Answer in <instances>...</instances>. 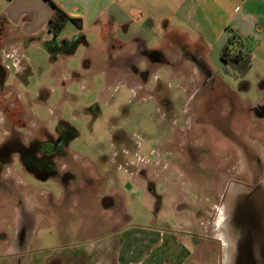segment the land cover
Wrapping results in <instances>:
<instances>
[{"label": "rangeland", "instance_id": "rangeland-1", "mask_svg": "<svg viewBox=\"0 0 264 264\" xmlns=\"http://www.w3.org/2000/svg\"><path fill=\"white\" fill-rule=\"evenodd\" d=\"M46 30L40 45L39 34L21 36L17 27L3 25L7 37L0 62L8 70L2 84L20 91L22 104L16 107L28 125L12 130L9 121L21 120L10 109L8 121L0 117V128L11 129L10 139L21 134L24 144L33 143L43 130L47 143L50 134L66 126L76 134L68 133L61 148L67 166L61 169L58 154L53 156L44 179L31 175L17 155L6 158L0 149V163L6 159L8 164L0 169L7 175H0V264H46L58 249L94 245L117 226L142 222L175 229L179 220L190 221L185 214L175 215L180 209L196 215L205 208L209 218L205 226L187 227L183 241L172 244L178 252L187 247L183 242L195 240L191 258L183 264H238L240 220L249 225L246 235L264 241V85L257 79L264 76L262 66H250L240 75L215 62L210 82L202 83L189 67L169 72L155 65L148 73L141 60L147 86L139 89V78L114 71L105 76L95 67L83 72L87 45L76 40L80 33L72 23L57 38L48 37ZM66 146L79 159L70 158ZM144 159L167 165L162 175H153L154 190L163 193L167 220L162 225L154 218L157 211H146L138 201L151 190L130 183V173ZM104 197L114 204L103 208ZM35 201L47 207L39 208ZM19 225H24L25 237L23 252L16 256ZM255 250L256 264H264L259 244Z\"/></svg>", "mask_w": 264, "mask_h": 264}, {"label": "crops", "instance_id": "crops-1", "mask_svg": "<svg viewBox=\"0 0 264 264\" xmlns=\"http://www.w3.org/2000/svg\"><path fill=\"white\" fill-rule=\"evenodd\" d=\"M0 2L2 3L0 23L3 22V25L9 26L11 30L17 27L22 32L21 36L34 37L39 34L37 42L40 45L45 39L41 33L47 29V21L54 13L55 7L70 17L80 19V28L73 25L79 30L81 41L87 45L83 51L85 57L83 72L89 73L95 67L99 72L105 73V76L106 73L114 71L116 76L136 80L139 78L140 82L135 85L139 89L147 86L144 75L146 73H141L139 69L141 60L147 63L148 73L151 66L155 65L165 66L169 72L189 67L198 82H210L213 74L212 64L215 62L223 64L220 51L227 42L229 30L241 38V44L237 43L234 47L241 48L243 53L249 55L250 70L259 64L262 66L260 69L264 71V0H0ZM46 31L48 37L51 35L53 38H57L61 32L54 35ZM5 37L7 36L4 31H1L0 49L5 47L3 46ZM8 44L11 47V44ZM0 69L5 72L8 70L3 61L0 62ZM73 72L71 78L77 80ZM257 79L263 86L264 76ZM3 80H0V117H4L2 122L4 119L8 121L7 110L10 109L16 115L19 114L17 117L20 119L24 114L16 106L22 104L21 93L13 85L4 86ZM12 103L15 105L13 109L10 108ZM261 103L259 101L256 105L258 114L262 109ZM20 120V123H16V120L15 124L9 123L12 130L28 125L24 117ZM2 131L1 150L5 147L4 140L10 135L11 129L3 128ZM46 133L43 130L41 137H37L35 141L43 142L42 136ZM54 133L50 135L55 139L58 132L55 137ZM17 137L22 140L21 134ZM27 143L28 141L25 144ZM65 149L66 153L72 155L70 158L79 159L75 150L69 146ZM63 158V156L57 158L61 169L67 166ZM5 165H8L6 159L0 163V169H4ZM166 166L144 159L138 164L137 169L130 173V183L132 182L138 189L146 187L148 191L147 184L151 183L154 190L153 175L157 177L162 175V170ZM0 175L7 176L6 172L1 171ZM154 193H142L138 196V201L142 202L146 211L156 210L154 218H159L162 225V220H167L166 217L163 218V193L155 190ZM49 197L51 198L50 195ZM35 204L39 208L47 207L45 203ZM113 204L114 201L110 197H104L102 200L103 208H109ZM181 210L171 211L175 215L185 214L190 221L184 223L179 220L175 229L166 224L162 229L142 222L130 226H117L105 237L99 238L98 243L94 245H86L78 251L67 250L65 246L62 250L58 249L48 257L46 264H183L191 258L189 248L195 240L187 242L189 244L183 242L187 249L178 252L172 244L183 241L181 235H188L187 227L199 223L205 226L203 221L209 218L205 208L197 211L196 215L184 211L182 213ZM175 215L173 216L176 218ZM22 252L20 249L13 255L18 256Z\"/></svg>", "mask_w": 264, "mask_h": 264}, {"label": "flooded vegetation", "instance_id": "flooded-vegetation-1", "mask_svg": "<svg viewBox=\"0 0 264 264\" xmlns=\"http://www.w3.org/2000/svg\"><path fill=\"white\" fill-rule=\"evenodd\" d=\"M2 30H3V25L2 27H0V33ZM4 77H5V71L0 69V80L2 81ZM10 137H12L11 133L8 136V138L4 140L5 147L8 148L5 151V154H3L4 157L7 158L10 157V154H16L20 162L25 163L24 165H29L30 167H32V169L36 171V175H33L32 171L29 170L30 174L33 176H37V174H42L47 171V167H45L44 164L45 159L50 157L54 153V148L56 146L59 145L61 148L64 147L63 146L64 143L60 141V137L58 135L55 139L52 136H50V138L47 139V141H49L48 143L45 142L44 140L43 142L34 141L33 143H27V144L22 143L21 140L16 142L13 139H10ZM36 142L40 143V147L34 146ZM34 147L35 149L38 148V150H35ZM34 151L39 152V155H34L33 154ZM62 153L63 151H61V153H59L58 156H61ZM23 159H25V162L23 161ZM44 178L45 177H43L42 179ZM248 226L249 225L247 224V222L240 220V226L237 228L238 233L240 234L235 242L239 254V257L236 258L238 259V264H249V261L250 264H256L258 261L255 258V254H256L255 249H256V245L258 244L260 245V249L262 251V254L264 255V241L261 240L262 242H260V240H257L253 236V234L251 235V232L249 235H246L245 231L247 230ZM18 230H19L18 240L17 238L15 239V244H16L15 247L20 248L21 251H23L21 245L25 237L24 225L23 226L20 225ZM252 253L254 254V256ZM20 254L21 253H19L18 255Z\"/></svg>", "mask_w": 264, "mask_h": 264}, {"label": "trees", "instance_id": "trees-1", "mask_svg": "<svg viewBox=\"0 0 264 264\" xmlns=\"http://www.w3.org/2000/svg\"><path fill=\"white\" fill-rule=\"evenodd\" d=\"M67 22L74 24L78 28L81 27L80 19L75 18V17H70L66 15L61 9L55 7L54 13L47 21V30L51 32L52 34L57 35L62 30V28ZM76 40L81 41V35L78 36ZM237 43L241 44V38L235 32H233L232 30H229L227 42L220 51V58L223 61L224 66H227L231 68L232 70H235L240 75H245V73L251 66V60L248 54H245L242 52L241 48L234 47V45ZM64 48L66 50V47ZM53 56L54 58L56 57L55 54ZM10 122H13L15 124L14 120H10ZM16 122L18 121L16 120ZM66 127L68 128L64 127L65 129L62 128L58 130V136L60 137V141L63 143L64 141L66 142L69 139L68 133H71L70 134L71 136H74L76 134V132L74 131V128L69 127V126H66ZM13 140L18 142L20 138L14 137ZM34 146L40 147V143L36 142ZM7 149H8L7 147H3V150L1 151L2 155L5 154V151ZM35 150H38V148H36ZM61 151H62L61 147L58 145L54 148V153L50 157L45 159L44 164H45V167H47V170L49 167H53L54 165L53 161H51L53 156H56L57 154L61 153ZM23 161L25 162V159H23ZM25 166L32 172L36 173V171L32 169V167H30L29 165H25ZM38 175L43 178V177H46L47 174L45 172V173L38 174ZM148 187L151 190V192L155 194L154 190L152 189L151 183H149Z\"/></svg>", "mask_w": 264, "mask_h": 264}]
</instances>
